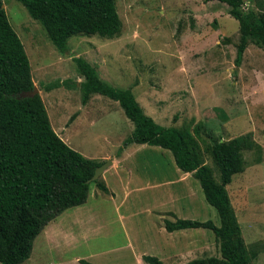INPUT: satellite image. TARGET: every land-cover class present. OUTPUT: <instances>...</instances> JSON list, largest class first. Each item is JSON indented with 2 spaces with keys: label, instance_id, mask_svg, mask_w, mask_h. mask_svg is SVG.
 <instances>
[{
  "label": "rangeland",
  "instance_id": "rangeland-1",
  "mask_svg": "<svg viewBox=\"0 0 264 264\" xmlns=\"http://www.w3.org/2000/svg\"><path fill=\"white\" fill-rule=\"evenodd\" d=\"M0 1L22 43L32 85L53 131L87 158L104 162L101 157L106 153H117L123 158L118 167L121 175H127L123 168H129L136 176H149L142 168H157L160 162L170 195L166 194L164 217L157 220L150 213V192L143 187L129 192L126 201L134 199L133 204H118V199L89 182L85 201L49 221L32 240L28 257L18 264H80L79 258L92 264H134L128 247L132 243L163 264L219 256L218 243L209 229L164 230L163 221H173L178 215L208 219L216 226L219 219L204 200L197 180L175 166L168 150L150 146L164 153L151 155L139 149L141 144H124L132 123L116 101L94 93L81 102L78 83L82 77L75 57L93 66L109 85L129 89L143 112L159 125H203L199 149L215 179L217 172L201 143L208 144L207 134L213 141L250 133L256 147L242 151L244 168L232 175L225 189L246 256L251 264H264V47L248 43L238 66L234 65L238 26L226 4L215 0H114L120 20L117 35H72L60 52L19 1ZM242 1L244 11H264V0ZM112 172L102 176L117 193L120 189ZM96 180L102 181L101 174ZM162 192L164 189L156 196Z\"/></svg>",
  "mask_w": 264,
  "mask_h": 264
},
{
  "label": "trees",
  "instance_id": "trees-1",
  "mask_svg": "<svg viewBox=\"0 0 264 264\" xmlns=\"http://www.w3.org/2000/svg\"><path fill=\"white\" fill-rule=\"evenodd\" d=\"M17 1L41 24L47 38L60 52L65 50V41L72 35L112 38L120 30L114 0ZM215 1L226 4L227 13L237 22L238 40L233 59L237 67L248 43L264 47V11L258 14L244 11L242 0ZM75 63L82 77L78 83L81 102L85 103L94 93L116 101L132 123L124 144H148L168 150L175 166L197 180L204 200L215 209L218 226L208 219L163 221L167 232L209 229L218 243V257L194 258L184 264H251L225 189L232 175L244 168L242 151L256 147L250 133L213 141L207 134L208 144L201 143L217 172L215 179L212 167L204 163L199 149L198 139H204L201 136L203 125H159L143 112L129 89L104 82L94 67L79 57H75ZM32 86L22 43L0 7V264L24 261L32 240L49 221L63 210L82 204L87 197L89 183L86 180L103 162L81 155L53 131L37 93L19 96ZM90 182L98 190L107 192L102 181L95 178ZM142 261L163 264L152 255H142ZM78 262L92 264L85 259Z\"/></svg>",
  "mask_w": 264,
  "mask_h": 264
},
{
  "label": "crops",
  "instance_id": "crops-1",
  "mask_svg": "<svg viewBox=\"0 0 264 264\" xmlns=\"http://www.w3.org/2000/svg\"><path fill=\"white\" fill-rule=\"evenodd\" d=\"M150 146H153V145L148 146V144H146V146H145L144 144H141L139 146L140 147L139 149L143 152H150L151 155L152 154H156V155L164 154L161 150L154 148V147H150ZM120 157L121 156L118 155L117 153H114L113 155L106 153L103 157H101V159H103V160L109 159L111 162L110 165H108L101 173V179L104 182V185L107 189V192H104V191H101V192H104V193L111 195V197L113 199H118V204H121V203L124 204L125 202H129V204H133L135 202L134 199L126 201L127 197L130 194L129 192L139 191L140 190L139 188L143 187V189H146L150 192V196L152 197L151 198L152 201L150 203V205H151L150 213L154 216H157V217H155V219H157V220H159L160 217H162V216L164 217V215L161 213L167 209L165 201H166V194L167 195H169V194L167 193L165 186L168 185V180H167V176L164 174L165 170H163V168H161V166H160V162L158 163L157 168H142L143 171H141V172L146 173V174L149 173V176H136V175L132 174L131 170L129 171V168H123L127 171V173H126L127 175H121L118 171V169H119L118 167H122L123 158H120ZM159 159H157V160H159ZM110 169L115 171L112 173H114V180L117 183L118 188L120 189V191L117 193H115L112 190V188H110L108 186V182H107L106 177L102 176V174H106ZM161 173H162V176H161ZM138 179H141V180H139L138 183H134V181L138 180ZM143 181H145V182L141 183ZM162 189H164V192L159 193L158 196H156L157 192H161ZM165 190H166V192H165ZM172 197L174 199L175 195L172 194ZM173 202H174V200H173ZM168 208H170V207H168ZM153 213H156V215ZM179 216L180 215H178L177 217L180 218ZM155 222H156V220H155ZM178 231H180V229ZM183 231H187V229H184ZM128 247H130L131 253L133 254L134 264H143L142 255H149V254H146L144 249H136V246L134 247L133 243ZM161 251H162V249H159V252H161ZM159 252H157L156 254L160 255ZM152 256H154V255H152ZM79 259H83V258H79Z\"/></svg>",
  "mask_w": 264,
  "mask_h": 264
},
{
  "label": "water",
  "instance_id": "water-1",
  "mask_svg": "<svg viewBox=\"0 0 264 264\" xmlns=\"http://www.w3.org/2000/svg\"><path fill=\"white\" fill-rule=\"evenodd\" d=\"M2 8V4L0 6ZM37 92V89L36 87L32 86V89L30 91H26V92H22L19 94V96L21 97H24V96H32L34 94H36ZM110 160L109 159H106L104 162H102L101 164L97 165L94 170H93V173L92 175L90 176V178H88L86 180V183H89L90 181L94 180L95 178H97L101 173L102 171L108 166L110 165Z\"/></svg>",
  "mask_w": 264,
  "mask_h": 264
}]
</instances>
